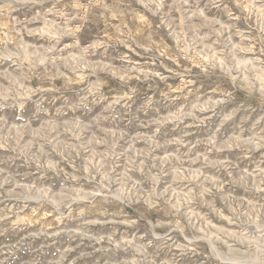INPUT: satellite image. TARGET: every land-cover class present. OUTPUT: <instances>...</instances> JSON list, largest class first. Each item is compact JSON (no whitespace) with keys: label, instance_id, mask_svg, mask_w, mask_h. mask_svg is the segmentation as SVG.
I'll return each instance as SVG.
<instances>
[{"label":"clouds","instance_id":"9594fccd","mask_svg":"<svg viewBox=\"0 0 264 264\" xmlns=\"http://www.w3.org/2000/svg\"><path fill=\"white\" fill-rule=\"evenodd\" d=\"M0 264H264V0H0Z\"/></svg>","mask_w":264,"mask_h":264}]
</instances>
